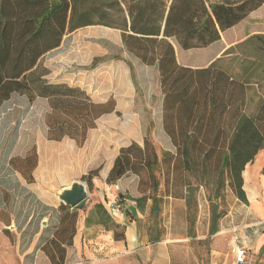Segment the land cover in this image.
I'll return each instance as SVG.
<instances>
[{
	"label": "trees",
	"instance_id": "1",
	"mask_svg": "<svg viewBox=\"0 0 264 264\" xmlns=\"http://www.w3.org/2000/svg\"><path fill=\"white\" fill-rule=\"evenodd\" d=\"M262 5L264 0H0V104L12 94L24 96L29 104L45 100V138H68L82 146L96 120L114 111L115 99L95 101L77 85L49 82L46 76L50 70L44 65V56L60 45L65 33L78 28L102 25L120 29L124 49L141 64L157 67L162 125L175 149L158 154L150 136V119L142 144L131 141L118 150L105 183L116 186L124 176H135L140 194L131 196L117 188L116 194H123L118 201L129 198L136 209L143 211L150 200L149 214L155 221L163 201L156 172L162 174L165 164L167 185L185 186L183 194L172 189L165 194L173 192L184 198L191 237L197 210L195 191L200 186L209 187V240L226 213L222 207L226 187L247 203L242 172L264 148V107L260 104L247 112V84L253 67L241 64L235 70L216 56L227 41H233L223 39L227 29ZM219 40L224 43L200 64L179 55V50L207 49ZM99 45L109 52L122 51L105 39H100ZM112 58L123 57L113 53ZM43 149L48 162L59 151L55 145ZM10 160L24 167L17 168L26 183L34 181L36 146ZM103 164L102 160L82 175L89 190ZM79 205H58L59 222L53 235L38 248L49 264H66L77 216L86 209L85 200ZM92 207L109 217L102 201ZM157 224L147 223L150 243L161 240ZM259 252H264V243Z\"/></svg>",
	"mask_w": 264,
	"mask_h": 264
},
{
	"label": "rangeland",
	"instance_id": "2",
	"mask_svg": "<svg viewBox=\"0 0 264 264\" xmlns=\"http://www.w3.org/2000/svg\"><path fill=\"white\" fill-rule=\"evenodd\" d=\"M100 29L101 27L98 25H91L65 33L60 45L48 51L44 56V65L50 70L46 79L50 80V82L58 80L70 85H77L83 88L95 101L104 98L108 87L101 86V68L106 63H118L117 59L112 58L113 53L120 54L123 57L122 59H125L127 64L130 63L131 66L132 63L134 66L138 64H136L133 55L124 53L121 50L113 49V51L105 53L99 45L100 39H103L99 33ZM247 34L249 36L244 37ZM225 36L224 40L233 41H227L228 47L219 54V60L230 64L235 70L241 64L253 67L247 84V112L252 111L260 104L264 107V5L251 12L237 25L227 29ZM223 43V41L219 40L207 49L179 50V55L181 58H185L186 61L188 60V62L200 64ZM138 67H140V64ZM131 74V81L127 79L121 82L124 85L123 87L121 86L122 94L126 93V90L133 92L131 106L139 112L140 116L126 118L120 112L112 113L110 116L102 115L96 120L95 128L88 131L87 138L80 147L68 138H64L61 141H51L45 138L44 114L48 110L45 100L36 99L32 104H29L24 96L12 94L9 100L0 104V264H20L18 256L22 254V251L21 247L15 246L16 241L22 239L30 240L32 238L31 233L35 227L46 226L47 222L44 217L49 218V222L51 221V216L48 217L50 208L44 206V209H39L41 203L36 201L35 195L28 190L30 185H26V179L17 168L21 167L24 169V167L21 164H17L18 162H15V160L11 162V158L21 157L29 148L37 146L40 150V158L32 173H34V182L39 179L36 182L38 187L45 188V185L41 183V178L47 175V168L51 169L49 174H53L54 178L56 177L59 180L60 186L74 179L84 181L81 170L86 172L90 167H94L102 161V150H100L97 158L90 159V154L95 147L102 145L101 143L106 139L109 128L120 132L119 128L122 125L129 124L130 127L136 128L139 136L145 133L149 120L152 119L151 140L156 147L164 145L163 133L159 131L161 93L158 75L155 71L144 72L140 69H137V72L132 71ZM126 105L125 103L124 106ZM133 122L137 125L131 126ZM46 145H55L59 148L54 158H50V162L47 161L44 154L43 148ZM163 151L167 150L157 148L158 154L161 155ZM81 153L84 154L81 168L75 167L74 172L65 181L63 179V174H65L63 169L68 163L67 158L71 156L76 158ZM73 166H75V162H73ZM165 170L166 167L163 164L162 174L161 171L160 173L156 172L160 181L161 193H163V201L158 217L155 221L151 220L149 214L150 200H147L146 206L141 211L146 224L151 222L159 224L161 239L165 238L168 232L175 234L190 233L188 226H185L187 221L184 198L174 196L173 192L165 194V191L169 189L177 190L179 194H183L185 186L180 188L179 184L176 186L167 185ZM189 179L193 181L190 176ZM60 188L55 187L53 190L50 200L54 203H61L56 197ZM117 188L131 196L140 194L137 188V178L131 174L124 176L122 181L116 186L107 185L99 175L94 180L93 188L91 190L88 189V198L85 199L86 209L79 213L85 215L96 201H107V196L112 200V205L115 208L118 206L120 210H127L126 204H128V207H135L134 202L129 198L118 201ZM243 188L245 187L243 186ZM209 189V187L200 186L195 191L197 210L195 211L193 234L196 232L195 229H197L198 233L201 229H204L205 223L208 221L209 195L211 194ZM234 198L236 197L232 191L226 187L224 190V202H222V207L226 208V213L221 218L223 221L227 220L226 214L230 209L229 207H236L239 204V208L237 207L235 212L232 213V221L227 225L231 229V236L235 237L233 238L234 240L242 238V234L245 235L244 240L247 248L246 264H264V252H259L260 246L264 243V214L258 215L254 211L252 213L247 212L250 205L239 200L234 201ZM259 200L261 201V199ZM24 209L27 213L33 211L35 217L32 229H27L24 234L20 235V228L23 226L20 223L21 217L28 215L25 214ZM127 214L130 218H133L130 212H127ZM41 219H44V221L42 220L39 223ZM171 223L176 225L172 224L170 226ZM166 227H171L172 230H166ZM173 227L176 229L173 230ZM234 227L235 229H233ZM217 238L219 239L218 241ZM188 239L189 250L197 258L198 264H213L212 255L215 249L216 255L219 254V256L218 261L214 264H234L231 241L220 239L219 234L209 240L205 237L202 239H190L189 237ZM176 244L180 243L177 242ZM27 262L47 264L40 252H35L33 259H28Z\"/></svg>",
	"mask_w": 264,
	"mask_h": 264
},
{
	"label": "crops",
	"instance_id": "3",
	"mask_svg": "<svg viewBox=\"0 0 264 264\" xmlns=\"http://www.w3.org/2000/svg\"><path fill=\"white\" fill-rule=\"evenodd\" d=\"M98 26L101 27L99 30V33L102 36L101 38L114 44L117 48H121L124 53H128L123 47L121 38L122 31L120 29L102 25ZM100 47L105 53L108 52L102 46ZM227 47L228 45L226 43L221 52H223V50H225ZM176 54L178 56L177 48ZM219 54L216 57H219ZM134 59L138 65L134 66L132 63V71L137 72V69H140L144 72H148L149 70L155 71L159 78L156 66L143 65L135 57ZM117 62L118 63L113 64L106 63L101 68V86L108 88H106V96L97 101H105L112 95L116 103L115 109L111 113L104 115L110 116L112 113L120 112L121 115L126 118L134 116L139 117V112L133 109L131 106L133 102V92L126 90V93L122 94L123 91L121 89L124 86L121 84L122 81H126L127 79L131 81V68L125 59H117ZM139 64L140 67H138ZM48 81L50 82V80ZM51 82L59 81L54 80ZM125 103L127 104L126 106H124ZM160 105L159 131L163 133L164 145H161L160 147L157 146V148L173 151L175 147L165 133L162 125V94ZM133 125L137 124L133 122L131 126ZM119 130L121 131L116 132L109 128L106 134V139L101 143L102 145L95 147L94 151L90 154V159H94L97 158V156L100 154V150H102V160L104 164L99 172V175L102 179H104V182L107 173L112 166L113 160L118 153V150L122 146L129 144L131 141L142 144V138L144 134L138 136L136 128H132L129 126V124H125L122 125ZM36 151L39 161L40 150L37 146ZM83 155L84 154L81 153V155H77L76 158L73 156H71L72 158H67L68 163L63 169V171H65V174H63V179L65 181L68 179L69 175L74 172L75 167L78 169L81 168ZM73 162H75V166H73ZM263 166L264 148H261L256 153L254 159L245 165L242 172L243 186L245 187L244 189L246 191L245 194L247 203L250 205L247 212L252 213L254 211V213L258 215L264 214V175L261 174V169ZM50 171L51 169L47 168V175L41 178V183L45 185V188L40 186L38 187V183L36 182L39 179L35 182L33 181L32 183L26 184L30 185L28 186V190L35 195V200L41 203L39 209H44V206H48L50 208L48 211V217L51 216V221L49 222V218L44 217L47 222L46 226L40 228L35 227L31 233L32 238L30 240L22 239L16 241L15 246L18 248L21 247L22 251V254H19L18 256L20 264H33L32 262H27V260L33 259L34 253L39 252L38 248L47 240V238L52 237L54 229L59 222V203H54L50 199L52 198L55 187H66L72 180L69 183H65L60 186L59 180L56 177L54 178L53 174L50 175ZM81 173L84 174L85 172L81 170ZM32 186H35L36 188ZM259 199H261V201ZM236 200L238 199L234 198V201ZM103 203L109 217L102 214L101 211L97 212L93 207H90L85 215L82 213L78 214L76 230L72 238V244L67 249L65 259L66 264H198L197 258L189 250L187 242L189 241V237L190 239H202L207 237L210 211L208 221L205 223V228L201 229L199 233L197 229H195L196 232L194 231L195 233L192 234L194 236L191 237L190 234L185 233L175 234L168 232L165 238L157 242L150 243L147 237V224L145 223V219L141 214V211L135 207H128V204H126L125 206L128 212L133 215V218H130L126 210H120L118 207L115 208L112 205V200L109 196H107V201ZM237 207L239 208V204L236 207H229L230 209L226 214L227 220L223 221L222 218L221 220L219 219L220 221L218 220L219 223L217 224V231L211 236V239L213 236L217 237L219 234L220 239L230 240V245L232 246L237 244L241 247H244L247 253V248L245 246L246 242L244 240L245 235L242 234V238L233 240L235 237L231 236V229L229 226H227L228 223L232 221V213L235 212ZM24 212L28 215H23L21 217L20 223H22L23 226L20 228V235L22 233L24 234V231H27V229H32L35 217L33 211L31 213H27L25 210ZM42 220L44 221V219H41L39 223H41ZM172 224L174 226L176 225L175 223H171L170 226ZM185 226H188V224ZM175 229L176 228L173 227V230ZM233 229H235V227ZM166 230L171 231L172 228L166 227ZM218 240L219 239L217 238V241ZM177 242L180 244H176ZM213 252L215 253L216 249L213 250ZM214 253L212 255L213 264L218 261L219 256V254L216 255V253ZM173 258L175 259L173 260ZM44 259L46 260V263L49 264L46 257H44Z\"/></svg>",
	"mask_w": 264,
	"mask_h": 264
},
{
	"label": "water",
	"instance_id": "4",
	"mask_svg": "<svg viewBox=\"0 0 264 264\" xmlns=\"http://www.w3.org/2000/svg\"><path fill=\"white\" fill-rule=\"evenodd\" d=\"M88 196V187L86 183L80 179H74L66 187L61 188L57 193V199L70 207H75L85 200ZM118 198H122L123 194L117 191ZM82 206L79 205V208Z\"/></svg>",
	"mask_w": 264,
	"mask_h": 264
},
{
	"label": "built area",
	"instance_id": "5",
	"mask_svg": "<svg viewBox=\"0 0 264 264\" xmlns=\"http://www.w3.org/2000/svg\"><path fill=\"white\" fill-rule=\"evenodd\" d=\"M118 207V206H117ZM234 264H246V249L237 244L233 245Z\"/></svg>",
	"mask_w": 264,
	"mask_h": 264
}]
</instances>
